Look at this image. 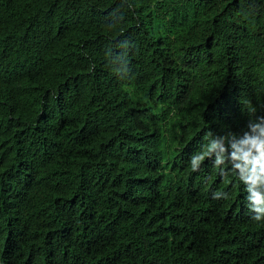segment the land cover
Wrapping results in <instances>:
<instances>
[{"label": "trees", "instance_id": "16d2710c", "mask_svg": "<svg viewBox=\"0 0 264 264\" xmlns=\"http://www.w3.org/2000/svg\"><path fill=\"white\" fill-rule=\"evenodd\" d=\"M259 116L264 0H0V264H264Z\"/></svg>", "mask_w": 264, "mask_h": 264}, {"label": "clouds", "instance_id": "9594fccd", "mask_svg": "<svg viewBox=\"0 0 264 264\" xmlns=\"http://www.w3.org/2000/svg\"><path fill=\"white\" fill-rule=\"evenodd\" d=\"M260 124H253L252 121L248 123V128L252 131L259 130L258 136H249L247 132L244 133V138L241 141L242 148L239 150L241 152L240 159L245 162V166L251 165L250 175L246 183L247 197L249 202L250 210L254 213L252 219L256 222L264 220V194L259 191L254 190L257 186H264V116H259L256 118ZM211 135V134H210ZM223 139V137H222ZM217 147L215 141L210 142L206 146V150L201 152L199 155H195L191 158V167L193 171L199 169L198 165L205 159L209 153ZM246 148L247 150H243ZM253 150L256 151L258 155L253 156ZM235 158V157H234ZM219 163V161H217ZM239 167V166H237ZM224 192H218L214 194V199H220L218 194ZM224 198H227V193H224Z\"/></svg>", "mask_w": 264, "mask_h": 264}]
</instances>
